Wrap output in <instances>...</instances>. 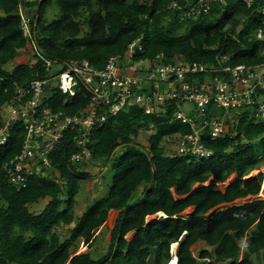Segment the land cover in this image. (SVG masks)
<instances>
[{"label":"trees","instance_id":"trees-1","mask_svg":"<svg viewBox=\"0 0 264 264\" xmlns=\"http://www.w3.org/2000/svg\"><path fill=\"white\" fill-rule=\"evenodd\" d=\"M22 8H35V13L22 19ZM263 8L264 0L249 6L242 0H217L206 11L196 0H0V112L5 102L22 101L16 87L41 76L45 60L86 59L100 69L109 56H123L139 36L142 49L135 60L162 53L210 66L217 64L218 55H226L230 65L259 64L264 43L256 33L264 34ZM184 9L189 16L182 15ZM27 45L36 62L9 68ZM203 76L191 77L201 81ZM49 90L45 105L53 111L73 115L88 102L83 92L70 98L54 86ZM177 109L175 100L165 103L163 115L128 105L90 132L85 145L89 161L102 159L103 167L111 160V179L107 194L79 215L74 212L76 194L87 173L71 161L80 151L77 131L65 130L48 154L44 170H50V177L31 173L17 190L4 168L24 137L23 125L15 123L0 145V264H166L171 243L177 245V264H255V259L264 264V198L258 197L264 183V120L244 108L230 130L234 135L201 136L210 156L180 155L164 144L190 132L187 123L173 119ZM206 112L220 116L223 110L210 106ZM149 121L154 122L150 133ZM141 129L148 133L146 144L136 141ZM247 196L253 198L232 204ZM39 200H44L42 209L29 210ZM221 204L227 205L214 209ZM190 206L192 212L182 215ZM113 209L119 213L109 245L95 259L89 252L94 233ZM72 223L61 237L58 228ZM79 241L87 248L73 253L70 247ZM197 241L210 250L194 256L190 246Z\"/></svg>","mask_w":264,"mask_h":264},{"label":"built area","instance_id":"built-area-1","mask_svg":"<svg viewBox=\"0 0 264 264\" xmlns=\"http://www.w3.org/2000/svg\"><path fill=\"white\" fill-rule=\"evenodd\" d=\"M196 1L206 11L217 0ZM242 1L249 6L253 0ZM262 11L264 13V8ZM189 12L184 9L182 15L189 16ZM256 37L264 43L260 30ZM141 38L130 42L123 56H109L100 69L86 59L45 60L41 76L16 87L15 92L22 101L11 100L1 107L0 145L6 144L13 125L21 122L24 137L20 151L4 165L7 180L17 190L25 186L27 175L48 169V154L67 129L77 131L74 139L80 148L72 154L71 161L79 163L90 159L85 146L90 132L128 105H138L146 114L163 115L169 100L193 104L196 108L193 115L181 108L173 113V119L190 126V132L174 135L170 142L173 152L180 155L210 156L212 151L201 143V136L207 132L210 139H214L230 133L238 113L244 108H250L254 117L264 120V62L230 65L226 63V55H218L217 64L208 66L203 62H187L181 56L166 58L162 53L135 60L134 54L142 49ZM196 74H204L203 79L191 77ZM51 86L70 98L86 93L88 102L73 115L53 111L45 105ZM210 106L222 109L223 113L220 116L207 114L206 108ZM153 126L154 122L149 121L148 133Z\"/></svg>","mask_w":264,"mask_h":264},{"label":"rangeland","instance_id":"rangeland-1","mask_svg":"<svg viewBox=\"0 0 264 264\" xmlns=\"http://www.w3.org/2000/svg\"><path fill=\"white\" fill-rule=\"evenodd\" d=\"M20 12L22 13V18H26V15H33L35 13V8L33 9H20ZM52 12L49 11L48 13V20L52 19ZM24 31L26 32V27H24ZM33 55V50H32V46L27 45L25 48H23L22 50H19L14 59L12 61L9 62L8 67L11 68L15 63H20V62H29V63H34L36 61V58L32 56ZM54 68H58V66H54ZM178 108H181V110L185 111L186 114H195L196 113V108L193 104H178ZM147 132L144 129H141L136 137V141L139 143H144L146 144V139H147ZM164 142L166 143V147L168 150L170 151H175L174 148H170L172 146V144L170 143L171 141L168 139L164 140ZM169 143V144H168ZM37 161V160H34ZM89 161V159H88ZM92 161V160H90ZM88 162L85 163L86 161L83 160V162H79L76 163V169L81 171V172H86L87 173V177L81 179L79 181V189L78 192L76 194V202H75V206H74V212L75 214L79 215L82 213V211H84L91 203H93L94 200L103 197L107 194V190H108V185L110 183V179H111V175L109 171V164L111 160H106V167L103 169L102 168V159L100 160H93V162ZM98 170V172H97ZM261 170H264V167L261 168ZM257 172V170L252 171L251 174H255ZM42 174L44 175H52L50 173V170H43ZM233 177V175H231V177L228 179L230 180ZM209 181V180H208ZM207 181V182H208ZM205 182V183H207ZM145 184H142L141 186H139V188H137L138 192L141 194V191L143 190V186ZM258 197L260 198H264V188H262V190L259 192ZM252 198H242V199H237L235 201L232 202V204H241L244 203L246 201L251 200ZM44 200H39L38 202H34L32 204H30L29 210H34V211H38L41 210L42 207L44 206L43 204ZM0 205H2V202L0 201ZM227 204H221L218 205L217 207H215L214 209L220 208V207H224ZM193 207H188L186 208L181 214L183 215H189L192 211ZM214 209H212L210 212H212ZM119 210L117 209H113L110 210L108 213V219L105 220V222L95 231L94 233V242L92 244V246L89 248L90 254L93 258L98 259L100 258L104 253H106V249L109 245V239H110V232L111 229L113 227V224L115 222V219L118 215ZM209 212V213H210ZM208 213V214H209ZM154 219L153 216H148L147 220H151ZM73 224L70 225H62L58 228V231L60 233V236H67L66 233V228H71L73 227ZM132 234H128L127 238H130ZM242 243V242H241ZM240 243V244H241ZM176 244H170V248H169V257L171 259L172 254L175 252L176 249ZM73 253L76 252H80V251H84L86 250V244L82 243L81 241L77 242L74 246L70 247ZM209 249L210 247L207 246L204 242L199 241V242H195L194 244L191 245L190 249L193 252L194 256H198L199 252L201 249ZM172 253V254H171ZM169 259V260H170ZM169 260L167 261L166 264H174V261L169 263ZM255 264H260L258 263V261H256V259L254 260ZM68 264V263H67Z\"/></svg>","mask_w":264,"mask_h":264},{"label":"crops","instance_id":"crops-1","mask_svg":"<svg viewBox=\"0 0 264 264\" xmlns=\"http://www.w3.org/2000/svg\"><path fill=\"white\" fill-rule=\"evenodd\" d=\"M171 152H173V151H171ZM106 167V165L105 166H103L102 168L104 169ZM97 172H98V170H97ZM210 180V179H209ZM262 188H264V183L262 184V186H261V190H262ZM260 190V191H261ZM248 198H253L252 196H247ZM246 198V197H245ZM240 199H242V198H240ZM1 202H2V204H3V201L2 200H0ZM1 206V205H0ZM190 207H192V206H190ZM192 212V211H191ZM119 213V212H118ZM183 215V214H182ZM184 216H188V215H184ZM108 219V216H107V218H106V220ZM116 220V219H115ZM105 222V221H104ZM103 222V223H104ZM197 242H199V241H197ZM171 244H174V243H171ZM176 244V243H175ZM191 247V246H190ZM176 250V249H175ZM191 250V249H190ZM192 251V250H191ZM90 252V251H89ZM193 253V252H192ZM172 254V253H171ZM176 258H177V256H176V253L174 252L173 254H172V257H171V259L169 260V263L170 262H172V261H174L175 262V260H176ZM173 263V262H172Z\"/></svg>","mask_w":264,"mask_h":264},{"label":"clouds","instance_id":"clouds-1","mask_svg":"<svg viewBox=\"0 0 264 264\" xmlns=\"http://www.w3.org/2000/svg\"><path fill=\"white\" fill-rule=\"evenodd\" d=\"M174 264H177V258H176V260H175Z\"/></svg>","mask_w":264,"mask_h":264},{"label":"bare ground","instance_id":"bare-ground-1","mask_svg":"<svg viewBox=\"0 0 264 264\" xmlns=\"http://www.w3.org/2000/svg\"><path fill=\"white\" fill-rule=\"evenodd\" d=\"M2 146V145H1ZM173 264V263H172Z\"/></svg>","mask_w":264,"mask_h":264}]
</instances>
